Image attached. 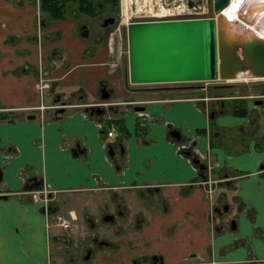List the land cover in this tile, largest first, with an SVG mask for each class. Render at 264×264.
Wrapping results in <instances>:
<instances>
[{
    "label": "crops",
    "instance_id": "0c3cea01",
    "mask_svg": "<svg viewBox=\"0 0 264 264\" xmlns=\"http://www.w3.org/2000/svg\"><path fill=\"white\" fill-rule=\"evenodd\" d=\"M36 13L38 0H0V264H53L57 242L75 234L85 242L76 249L69 243L64 264H264L263 97L256 103L250 91L221 95L229 86L223 81L198 94L192 87L180 89L174 99L157 98L149 86L138 92L136 87L134 97L148 99L145 111L113 104L118 125L107 134L110 123L84 106L96 97L99 84L109 95L116 82L117 88L123 85L119 91L128 88L103 65L106 45L79 37L76 30L69 39L47 36L44 45L33 39L39 33ZM10 32L15 41L8 40ZM11 46L14 55L8 59L4 51ZM23 46L25 54L17 56ZM53 49L71 56L70 63H88L67 79H75L78 89L67 86L53 99L75 89L82 98L79 104L29 108L28 103L51 101L32 75L37 66L20 63L29 59L33 67L43 52L46 66ZM203 95H211L208 108L216 106L212 115L202 107ZM235 105L247 111H234ZM175 128L178 134L172 133ZM189 136L200 157L209 153L214 159L211 175L220 182L212 196L204 185L189 183L201 178L199 168L178 151V140ZM103 183L117 185L101 188ZM49 188L53 208L63 204L62 192L78 199L80 212L63 202L80 227L70 220L60 228L44 212L41 195ZM104 208L117 210L106 218ZM87 226L97 227L95 237ZM105 238L108 242L95 241Z\"/></svg>",
    "mask_w": 264,
    "mask_h": 264
},
{
    "label": "water",
    "instance_id": "95a60500",
    "mask_svg": "<svg viewBox=\"0 0 264 264\" xmlns=\"http://www.w3.org/2000/svg\"><path fill=\"white\" fill-rule=\"evenodd\" d=\"M228 2L212 0L213 14L128 20V79L148 82L264 76V36L227 17L222 8ZM177 131L175 128L172 133Z\"/></svg>",
    "mask_w": 264,
    "mask_h": 264
},
{
    "label": "rangeland",
    "instance_id": "374dc122",
    "mask_svg": "<svg viewBox=\"0 0 264 264\" xmlns=\"http://www.w3.org/2000/svg\"><path fill=\"white\" fill-rule=\"evenodd\" d=\"M123 2V4L125 5V7L129 10H133V13L131 14V17L134 19H145V18H156L157 19L159 17L161 18H165V17H170V16H174L176 14H173V12H171V10H173V8L177 5L172 6V4H170L167 0H121ZM179 1V0H178ZM179 6V10L181 9V4L178 5ZM212 0H207L206 1V7H205V15L207 14H213L214 11L212 9ZM139 8V9H138ZM134 9H138L139 11H135ZM174 11V10H173ZM108 12H113L110 8L108 9H102L97 11L96 15L92 18H90V15H88L85 12H78L76 10H71V12H68L69 14L67 15V17H65V19H59V20H55V22H53L54 20H50L48 17H45V14H42V12L39 10V13L37 14L38 17V27H39V32L41 34L38 35L35 34V36H33L34 40L37 38L39 41L45 42L44 45H46V41H47V36L53 40H59L60 33H61V28L64 29L63 32V36L62 38H72L71 35V31H72V27L75 28V30H78V25L79 23H85L87 26H89L90 28H92L93 26H96L97 23L101 22V18L107 14ZM115 14V20L110 23L109 27L107 30H112L114 31L115 29H118L117 32H114V43L113 46L109 48L108 43H106V39H108L109 32L108 34L104 37L103 41H101L103 44H105V59L107 58V60H103V65H106L107 68H112L113 71L118 73V78L121 81V79L123 78L124 81L126 82L125 84L128 86L126 91H119V88H121L123 85H119V88H117V82L116 84H114V90L112 92V95H109V97L114 96L115 98H122V99H109L112 101H120L119 103H122L124 100H128V99H132V100H143L144 102H139L137 104L139 105H144L146 103V101L148 100L147 98H142L139 96L134 97V92L133 90L137 87V92L138 90L144 86V87H151L154 90H152V94L154 93V95H157V98H159L161 95L163 96H171L174 98H179V95L182 91H180V89H184V88H191V87H195V86H199L200 89L195 90L197 92V94L199 92H202V90L205 89H211L213 85L218 84L220 82H225L227 83L229 86L227 87L226 90H224L222 93H220L221 95H226V96H233V95H240L242 92L246 93L249 91L251 92L250 95L253 96V98H258L255 97V95H259L258 93H255L257 91L254 92L255 89H260V87L264 88V76H259V77H251L248 76L246 77H236V79H232V80H224V79H210V80H173V81H160V82H146V83H131L128 79V46H127V35H126V29H125V25H124V20L122 19V17H118ZM44 17V18H43ZM42 19H44L45 23L42 24ZM117 27V28H116ZM47 28H50L49 30ZM94 28V27H93ZM107 30L105 29L104 35L107 32ZM109 30V31H110ZM7 32V31H6ZM78 32V31H77ZM103 35V36H104ZM116 35V36H115ZM11 37V38H10ZM13 40L14 39V33L10 32L9 33V40ZM46 39V40H45ZM20 43H22V40L19 41ZM48 42V41H47ZM91 45V44H88ZM1 47V46H0ZM9 47V46H7ZM38 47H40V45H38ZM25 46L23 47H18L17 52V56L18 55H24L25 52ZM13 46H11L10 48H6L4 53L5 56L9 59V57L12 55H14L13 52ZM51 53V52H50ZM38 56V58L36 59L34 66L32 67L33 62H30L29 59H26V61H24L23 63L20 64H25L24 67L25 68H34L37 66V70H36V75H35V71L33 69V73L32 75L35 76V80L40 78V83L39 86L40 88L43 89V94L47 96V102H50L49 104H44L45 106H56L57 104L60 103H64L65 106L67 105H72V104H79L78 100H80V95H79V91H76V89H78V87L75 86V79L71 80V81H67V79H69L71 74H74L75 72H79L77 71V68H81L86 64L83 63V61H78L70 63L71 61V56L69 59H66L67 56H63L64 53L61 52L60 53L57 49H53L51 54H48V56L46 57L47 59H51V63L48 65H44L46 60H44V56H43V52L42 54L37 53L36 54ZM36 55H34L33 57H35ZM107 55V56H106ZM66 59V60H65ZM37 64V65H36ZM95 65V64H94ZM103 85V84H102ZM67 86H71V87H76V89L74 90V94H70L67 95L64 92V98H62V100L60 99H53L55 95V93L58 92H62V90L64 88H66ZM139 87V89H138ZM154 91H159L157 93H155ZM253 91V92H252ZM259 91V90H258ZM91 94V93H90ZM206 96V95H203ZM100 97V89L98 90V93L96 94V97H94L91 101L92 102H99V100L101 99ZM201 100L204 101V98L200 97ZM78 99V100H77ZM108 100V99H107ZM220 100V99H217ZM225 101H227L226 99H224ZM90 101V99L88 100ZM101 101V100H100ZM73 102V103H72ZM221 102V101H219ZM117 103V104H119ZM27 104V103H26ZM30 105H27L29 108L31 107H37L36 105H31V103H28ZM136 104V105H137ZM213 106V105H212ZM26 107V105H25ZM216 106L212 107V110H214ZM256 107V106H255ZM132 107H129L128 109H131ZM141 119L139 120L141 122ZM191 139V140H189ZM192 141H194V139H192L190 136L185 138V139H179L177 143H184L185 146L191 145L190 143H192ZM212 161L214 162V159H212ZM224 179V178H222ZM221 179V180H222ZM219 181V180H218ZM218 184H213L214 189L217 188ZM36 188V187H34ZM38 190V189H37ZM37 190L35 191V194H37ZM57 192L59 190H53L52 192ZM214 193V191H213ZM60 197V201L63 204H59L58 207H52L54 216L56 218V214H62L64 212V210H67V207L64 205L63 199L66 200L65 204H72V206L75 204L76 206V210L78 212H80L79 209V205H78V199L73 201L71 200V198H69L70 196L68 195V193H64L62 192L61 194H59ZM212 196V192L209 194ZM50 196L49 191L45 192L44 194L42 193L41 197H43V199L48 198ZM93 201V200H92ZM93 203V202H92ZM95 204V203H94ZM81 208H83L80 205ZM109 211V212H113L111 209L109 208H104L103 210H101V215L102 212L104 211ZM117 210V209H116ZM116 210L114 212H116ZM113 212V213H114ZM64 214V213H63ZM100 215V216H101ZM115 217L116 213H115ZM78 219H74L70 221L71 222L74 221V223H77V225L80 227V221H78ZM51 222V221H49ZM48 222V224H50ZM80 222V223H79ZM107 223H110L109 221ZM48 224H46L48 226ZM51 226V225H50ZM60 228H64L63 226L59 225ZM107 226H104L103 229H105ZM88 230L93 234V232L96 231L97 227L92 226L89 227L87 226ZM111 230L109 231V227L106 229V233H110ZM104 233V230L101 234L102 235ZM109 235V234H108ZM79 238H81L80 236H77L75 234V236H73L71 238V240H67L64 241L63 244H59L57 242V246L55 247V249H52V255L54 256V259L51 260L53 262V264H57V262L59 261L60 263L64 264L65 260L69 258L70 256V252H67L66 249L69 245V243L72 245L73 248H77V246H80L81 243L85 242L84 239H81V241H79ZM87 239H91V237H88ZM86 239V240H87ZM97 240V239H96ZM95 240V241H96ZM94 243V242H93ZM54 246V244H52ZM66 247V248H65ZM85 249H81V251H77V254L80 256L81 252L84 251ZM69 254V255H68ZM73 256H74V252H73ZM82 259V258H81Z\"/></svg>",
    "mask_w": 264,
    "mask_h": 264
},
{
    "label": "flooded vegetation",
    "instance_id": "af4514ba",
    "mask_svg": "<svg viewBox=\"0 0 264 264\" xmlns=\"http://www.w3.org/2000/svg\"><path fill=\"white\" fill-rule=\"evenodd\" d=\"M94 2L97 3V5L99 6V8H101V10L102 9L104 10V9L110 8L113 12H108L107 14H105L101 18V20H100L101 22L97 23L96 26H93L94 28L93 27L90 28L85 23L84 24L83 23H79V24H77L78 25V30H77L78 32L75 31V29H73V27H72V31H75V33H77V35H79V37H83L84 39L87 38L88 41L92 40L93 42H97L98 40H100V42L103 41L104 37L109 32V35H107L108 36V39H106V43H108V46L110 48V47L113 46V43L115 42L114 41V38L115 37L113 36L114 35V32H117V30H118V29H115L114 31H112L110 29H109L110 31L107 30L108 27H109V25H110V23H112L115 20V17L116 16L113 13H116V15L118 17H120V18L122 17L123 20L125 18L124 25H125V29H126V22L128 20H133L134 19V18L131 17V14L133 13V10L127 9L121 0H117V3L115 5H113V6L107 4V2L104 1V0H94ZM138 9H134V10L135 11H139ZM173 10L174 11L179 10V6L178 5L175 6L173 8ZM68 14L69 13L67 12V14H66L65 17H67ZM65 17L64 18H59V19H65ZM92 17H94V16H90V18H92ZM173 17H177V15H174ZM165 18H167V17H165ZM59 19H56V20H59ZM148 19H155V18H148ZM50 20H53V19H50ZM137 20H140V19H137ZM105 29L107 30V32L104 35ZM72 31H71V33H72ZM63 32H64V29L61 28L60 36H63ZM38 34H41V33L39 32ZM8 38H9V35H8ZM14 38H15V35H14ZM59 39H60V37H59ZM10 41H11V39H10ZM39 83H40V79H39ZM102 88H105V89L108 90V88L106 86L99 84V89H100L101 96H102V93L105 92V91H102L103 90ZM261 92L262 91H260V90L257 91L258 94H260L262 97H264V93H261ZM108 93H109V90H108ZM108 97H105V98L103 96L100 97L101 98L100 99L101 101L99 100V102H92L91 100L90 101L87 100V102H85L84 106L86 108V111L88 110V111H90V113L102 114V122L110 123L112 125L114 124L116 126V125H118V122L117 121H118L119 118L116 117V116H113V114H115V111L112 108H113V104L116 105L120 101H115V100L112 101V100H109ZM256 99H258V98H256ZM137 101H138L137 99L135 101L132 100V99H128V100L126 99L122 103L127 104L129 107H132L131 110H134V111H137V112H143V111H145V109H144L145 107L143 109H136L135 108V106L136 107L139 106V104H137ZM210 101H211V99H210ZM208 102H207V104L204 102V104H203L202 107L205 109V111L207 110L206 111L207 112V115H211L210 108H208V106H209ZM36 105H37V107L39 106L40 108H43L44 107V104L41 103V101L38 102V104H36ZM63 105H64V103L62 102V105H60V106L62 107ZM256 105H258V104H256ZM143 106H146V105L144 104ZM100 107L102 108L100 110V112L99 111H96V109L97 108H100ZM189 140H191V139H189ZM179 150L181 151V153H183L184 155H186L187 157H189V159L193 163L195 161L194 158H196V157L199 158V161H195V162H198V165H196L195 163L194 164L198 168L204 169V173H203V175L201 174V178L198 179V180H196L195 183H193V184L204 185L206 188H208V184L204 183L203 181H206V179L209 178V175L212 177L211 170L209 171V168H207V167L209 166V164L210 165H213L214 164V162L211 159V156H208L209 153L206 154V155H204L205 156L204 158L202 156L200 157L199 154L195 151V148H194V144L193 143L191 145H188L187 147L180 146V148H179V144H178V151ZM222 180H224V179H222ZM218 182H220V181H216V182H214V183L211 184L212 194H213V191H214L213 184L216 185ZM103 184H105V183H103ZM103 184L101 185V188H103V187H105V188H110V187L113 188V187H115L117 185V184H115V185L114 184H105V185H103ZM37 186H39V185H37ZM206 193H208V195H209L208 189H207V192ZM43 207H44V212L46 214H48L50 212L51 213L50 215L51 216H54L53 211H51L52 210V207L49 204V202L47 203V206L46 207L44 205H43ZM63 213L62 214L64 216H68L70 220H71L72 217H75V213L73 212V210H69V211L67 210V213H65V212H63ZM110 214L112 216V213L111 212L104 211L103 217H105L104 215H110ZM54 218H55V216H54ZM55 220H56V218H55ZM93 236L95 237L94 234H93ZM96 241L98 243L108 242L106 238L105 239H97ZM89 250L90 249H86V252L89 251ZM151 256H149L150 259L151 258L152 259L155 258L154 257L155 255H153L152 257Z\"/></svg>",
    "mask_w": 264,
    "mask_h": 264
},
{
    "label": "bare ground",
    "instance_id": "6f19581e",
    "mask_svg": "<svg viewBox=\"0 0 264 264\" xmlns=\"http://www.w3.org/2000/svg\"><path fill=\"white\" fill-rule=\"evenodd\" d=\"M223 11L227 17L235 18V20H238L239 21L238 23L241 26H243V27L247 26V28H249L251 32H253V33L258 32L260 35L264 36V0H229L227 5L223 8ZM140 20H142V19H140ZM239 77H246V76H239ZM185 79H187V78H185ZM197 79H200V78H197ZM197 79H187V80H197ZM210 79H214V78L210 77V78L200 79V80H210ZM216 79H220V78L217 77ZM232 79L235 80L236 77L228 78V80H232ZM173 80H175V79H173ZM173 80H160V81H173ZM160 81H150V82H160ZM136 82H138V81H136ZM136 82H131V83L134 84ZM138 83H146V82H138ZM102 89H103L102 91L108 92L107 89H105V88H102ZM108 96H109V93L107 96H103V97L105 98ZM257 96H260V94L255 95V97H257ZM210 99H211V95L210 96L206 95L204 102L207 104V102ZM138 102H144V101L138 100L137 103ZM259 102H260L259 99H257L256 103H259ZM144 107L145 106H143V105H139L137 107L135 106L136 109H143ZM194 160L199 161V158L194 159ZM211 167H212V165L209 164V166L207 167V168H209V171L212 169ZM218 180L219 179H217V178L213 179V177H211L209 175V178H207L206 181H203L204 183L208 184L207 189L209 191V194L212 192L211 184L218 181ZM189 183L193 184V183H195V181H191V182L189 181Z\"/></svg>",
    "mask_w": 264,
    "mask_h": 264
},
{
    "label": "trees",
    "instance_id": "16d2710c",
    "mask_svg": "<svg viewBox=\"0 0 264 264\" xmlns=\"http://www.w3.org/2000/svg\"><path fill=\"white\" fill-rule=\"evenodd\" d=\"M107 4L113 6L117 3V0H104ZM39 9L43 14H47L50 19L56 20L59 18H64L67 12L71 10H76L79 12H85L90 16H95L97 11L101 10L94 0H38ZM194 89H200L199 86L192 87ZM261 93H264L263 89H260ZM264 99V97H263ZM212 109H210L211 112ZM234 111L242 110L247 111L246 107H236L233 108ZM194 163L198 165V162ZM201 174L203 175L204 169L199 168Z\"/></svg>",
    "mask_w": 264,
    "mask_h": 264
},
{
    "label": "built area",
    "instance_id": "2783aa9c",
    "mask_svg": "<svg viewBox=\"0 0 264 264\" xmlns=\"http://www.w3.org/2000/svg\"><path fill=\"white\" fill-rule=\"evenodd\" d=\"M170 4H172V6L174 5H179L181 4V9L180 10H176V11H173L171 10V12H173V14H176V15H181L182 14H185V15H205V7H206V1L207 0H167ZM222 11H223V8H222ZM224 12V11H223ZM206 96H202V98L205 99ZM62 105V103L60 104H57L56 106H60ZM37 106V105H36ZM114 127L115 125L113 124H110L109 125V128L106 129V133L107 134H113L114 132ZM183 147H187L185 146L184 143H177ZM105 185V184H103ZM46 188V187H45ZM39 189V188H33V194H35V191ZM32 190V189H31ZM52 190L51 188H49L48 191ZM45 191L47 192V189H45ZM49 198V197H48ZM48 198H45L42 200L44 201V206L46 207L47 206V203L49 202V199ZM56 223L60 224L61 226L63 227H66L68 226V221H69V217L68 216H64L63 214H56Z\"/></svg>",
    "mask_w": 264,
    "mask_h": 264
}]
</instances>
